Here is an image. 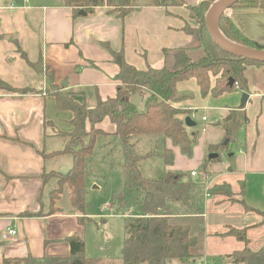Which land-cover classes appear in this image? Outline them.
Returning <instances> with one entry per match:
<instances>
[{
    "label": "crops",
    "instance_id": "0c3cea01",
    "mask_svg": "<svg viewBox=\"0 0 264 264\" xmlns=\"http://www.w3.org/2000/svg\"><path fill=\"white\" fill-rule=\"evenodd\" d=\"M183 1L195 4L199 0ZM137 3L142 5L133 7L120 17L108 11L106 6H96L93 12L80 14L65 5L63 0L51 3L44 0H0V79L11 87L31 88L27 92H11L0 88V264L5 257H23L28 254L41 257L44 254L61 255V252L67 254L65 243L60 252L51 244L54 240L64 239L79 231L80 224L74 214L57 213L58 217H29L22 214L33 206V199L39 189L40 183L33 175L46 171L45 167L51 158H41L20 140L34 143L38 149L51 152L62 148V135L72 128V112L58 109L54 97L46 93L45 88L49 84L47 72L52 74L54 83L62 87L63 91L72 92L76 100L84 101L87 107H94L99 101L116 95L119 62L114 53H121L124 61L137 69H145L147 65L173 68L175 53H186L189 60H192L187 52L193 37L183 30L189 11L186 4L156 6L150 5L148 0ZM226 15L243 35L264 42V10L230 9ZM250 86L247 92L249 97L243 107L235 94L231 105L213 109L219 121L216 125L220 127L217 139L214 142L203 140L196 147L195 156L198 159L199 155V160L194 162L195 167H201L205 155L214 152L209 151L210 147L224 140L221 118L232 108L242 109L247 116V123L239 129L235 138L226 142L236 143L238 166H235V170L229 168L221 171V168H215V163H206L207 171L204 175L209 177L205 181L207 188L227 182L233 192L245 193L246 203L249 202L246 191L253 183L251 178L256 176L257 180L264 179V91L258 86L252 89ZM188 88L203 97L195 79L190 78L177 84V90L190 97L179 105L195 111V105L192 107L194 95L187 93L191 92ZM237 92L239 95L243 91ZM141 96L144 99L147 97L143 89L135 92L130 99L137 106L144 100ZM95 127L109 134L114 131L108 118L96 123ZM241 130H244L242 136L239 133ZM165 146L171 151L175 149L177 156L186 155L170 140H165ZM52 165L48 164L51 168ZM186 166L191 167L192 162H187ZM186 166L176 170L171 164L166 168L175 172L195 171ZM195 177L197 173L191 178ZM7 181L13 184L5 188ZM241 184L244 185L242 191ZM4 197L11 201L4 202ZM210 205L215 207L207 200V206ZM226 210L204 209L200 215H177L174 216V222L185 223L180 219L205 217L208 236L205 245L211 242L220 244L223 238L231 236H217L215 233L222 231H218L217 227H209L212 218ZM258 211L264 214V209ZM251 225L255 226L247 229V237L252 244L253 239L262 232L264 223L262 219H257ZM9 226L15 227L17 234L4 239L2 233ZM261 239L258 240L263 243ZM195 247L193 253L196 258L190 264H231L220 259L222 254ZM242 247L240 243L234 250Z\"/></svg>",
    "mask_w": 264,
    "mask_h": 264
},
{
    "label": "trees",
    "instance_id": "16d2710c",
    "mask_svg": "<svg viewBox=\"0 0 264 264\" xmlns=\"http://www.w3.org/2000/svg\"><path fill=\"white\" fill-rule=\"evenodd\" d=\"M214 1L216 0H199L195 4H187L183 0H148L150 5L156 6L186 4L195 26L185 24L183 30L195 38L206 53L195 61H190L186 53H175L173 68L147 65L145 69H137L125 62L121 53H114L115 58L119 59L116 95L99 101L94 107H87L84 101L76 100L72 92L63 91L62 87L54 83L52 74L47 72L48 85L54 88L49 95L54 97L58 109L72 112V128L62 135V148L51 152L38 149L34 143L20 140L43 159L62 154L71 156V167L65 172L52 169L33 175L40 183L36 203L49 209L48 214L57 212L70 215L77 212L80 215L78 223L81 225L87 206V180L94 173V168L88 164L89 159L98 138L113 135L121 150L117 166L123 177L122 189L113 196V205L122 210L124 216V236L119 256L122 264H168L171 261L190 264L196 258L193 249L197 245V237L188 224L174 222V216L202 214L204 209L201 196L209 187H205L200 180H192L183 172L167 169L173 159L170 149H163L160 159L165 167L154 175L145 176L139 167V162L153 154L152 150L142 152L139 149L138 143L142 138L157 137L155 146L163 145L164 140L168 139L183 154L190 153L194 138L187 134L184 118L190 115L191 109L179 105L190 97L179 92L177 84L193 78L201 96H218L234 86L240 91L248 92L250 80L247 68L251 65L260 67L264 76V61L230 55L211 40L204 15ZM63 3L75 13L83 11L85 14L93 12L96 6H106L108 11L120 17L134 7L133 0H63ZM242 3L245 5L237 6ZM230 9L264 10V0H240L228 10ZM226 14H222L217 22L224 37L248 48L264 50V42L254 41L243 35ZM21 55L24 56L23 53ZM211 77H214V83L211 82ZM229 79H233L232 86L228 85ZM0 88L11 92L31 90L30 87H11L1 79ZM139 89L147 93L142 108L137 107L130 99ZM104 118H108L113 124L112 134L95 127ZM246 123L247 116L242 109H230L221 118L224 139L235 138ZM215 147L218 145L210 148ZM206 163L205 159L203 173L207 171ZM243 189L244 185L241 184V191ZM208 190L209 195L227 196L230 186L228 183L214 184ZM62 203L68 204L69 208L64 210ZM160 210L162 213H159ZM22 214L29 217L45 216L41 211H23ZM246 231V228L228 226L226 231L215 233L217 236H231L243 244L241 249L220 256V259L224 257L231 264H264V242L258 249H251ZM64 242L68 247L67 256L44 254L33 257L28 254L23 257H5L2 264L99 263V258L85 256V242L78 232L65 236Z\"/></svg>",
    "mask_w": 264,
    "mask_h": 264
},
{
    "label": "rangeland",
    "instance_id": "374dc122",
    "mask_svg": "<svg viewBox=\"0 0 264 264\" xmlns=\"http://www.w3.org/2000/svg\"><path fill=\"white\" fill-rule=\"evenodd\" d=\"M59 0H44L46 3L51 2H57ZM132 1V0H131ZM137 1H143V0H133L134 2V8L136 6L142 5V3H137ZM245 5L238 4L237 6ZM235 6V7H237ZM190 11H188L187 15V21L185 24L189 26H195V21L190 17ZM227 13V12H225ZM206 14V13H205ZM205 20V15H204ZM190 50L187 52L190 57L191 61L197 60L199 57L204 56V48L200 45V43L197 42L195 38H193V43H191ZM247 75L250 80V88L254 86H258L260 90L264 91V76L261 72L260 67H254L249 66L247 68ZM214 81V77H211V82ZM214 83V82H213ZM190 91L191 88H188ZM34 89H32L33 91ZM46 93H52L54 88H51L49 85L45 88ZM140 90V89H139ZM239 89L237 86H234L224 95L221 96H208V97H200L197 93L187 92L188 94H193L194 98H192V107L195 108V111H191L190 116H192V120L195 122L194 126L188 127L184 124L185 130L189 137L194 138V142H192L191 150L189 154H186L185 156H177V153L172 150V165L175 167L176 170H180V168H185L186 163L191 161L192 166L186 168L194 169L197 173V177L191 178L190 173L183 172L189 176L192 180H200L202 181V184L206 187L205 179H204V173L201 167H195L194 162L199 160L197 156H195V152L197 151V148L203 140L214 142L217 139L218 136V127L216 125L218 121L217 116L214 114L213 109L222 105H231L230 103L233 98L236 97L239 98L241 94L238 95ZM197 96V97H196ZM141 99H144V96H141ZM236 98V99H237ZM145 99L140 103V105H137L138 107L144 106ZM206 103V104H205ZM207 107H204V105ZM191 107V108H192ZM193 114V115H192ZM205 117V121L202 120V117ZM240 136L243 135L244 130L240 131ZM193 134H195L193 136ZM157 137L153 138H142L139 140L138 147L142 152H147L149 150H152L153 154L145 159L139 162V167L141 169L142 174L145 176H152L154 175L158 170H160L162 167H165L162 164L161 161V155L164 151L163 149H169L165 146V140L162 143L163 145H154V141H156ZM154 139V140H152ZM168 140V139H166ZM227 138L222 140V143L224 144L222 146V143L219 142L217 145L218 149H211V151L217 152L218 159L214 158L209 159V154L207 153L204 157L207 160V163L210 165L211 163H215V168H221L222 170H227L229 168H233L235 170V166H238V156L236 151V143L233 141H228L226 143ZM159 143V142H158ZM157 144V142H156ZM99 145V146H97ZM97 145H95V148L92 152V155L89 159V166L91 168H94V173L88 178L87 180V186H86V193H85V201H86V209H85V219L83 221V224L79 225V235L83 238L85 242V256L87 257H96L99 258L100 261L98 264H122L119 256H120V250L122 247L123 242V225H124V216L122 215V210L116 209V207L113 205V196L116 192L120 191L123 187V177L121 169L117 166L119 160H120V148L115 141L113 135L107 136V137H100L97 140ZM194 148V149H193ZM196 148V149H195ZM236 155H235V154ZM234 154V155H230ZM180 157V158H179ZM49 162H47L46 165V171L49 170H59L62 172H65L68 168L71 167L72 164V158L68 154H64L63 156H55V157H48ZM45 161V160H44ZM52 163L53 167H49L48 164ZM185 165V166H184ZM209 170V169H208ZM179 172V171H178ZM256 176H253L251 178L252 182L250 187L247 189L246 194H248L247 199L248 203L250 201V205L246 203L245 201V193L242 192H233L232 188L230 186V192L227 196L224 195H208L205 196V193H208V189H205L204 195L201 196V203L203 204V209H228L226 212L221 213L220 215L217 214L214 218H212V225L209 228L217 227L218 231H226L228 226L233 227H241L248 228L253 227L255 225H251L254 223L257 219H262L264 223V214L263 212L259 214L258 209H264V179L259 178L260 180H257ZM39 181V180H38ZM211 181V180H210ZM227 183V182H222ZM13 183L12 181L5 182V188L7 186H11ZM37 193L35 195V199H33V206L27 210L33 213H38L41 211L43 215L49 216L53 215L58 217L57 212L53 214H48L49 209H47L45 206L43 207L42 204L36 203L37 201ZM207 200L210 201L211 204H214V206L208 207L207 206ZM4 202H10L7 197L3 198ZM43 201V197H42ZM254 203V204H253ZM66 210L69 208L68 204H61ZM26 211V210H25ZM233 211V212H232ZM234 211H238L237 213H234ZM239 211L243 212L244 214L240 213ZM259 215H258V214ZM63 214V213H62ZM237 214L245 215L240 216ZM74 215L80 216L77 212H75ZM53 219V218H52ZM180 221L185 222L188 224L191 228V232L194 233V235L197 237V245L195 249L199 248H206L210 252H217L219 254H222L221 256L230 253V250H234L240 246L239 241H237L233 237H226L223 238V240L220 242V244H214L209 243V245H205L207 242V234H206V219L205 217H199V218H189V219H180ZM228 223V224H226ZM224 224H226L224 226ZM244 225V226H243ZM208 228V229H209ZM261 231L259 232L256 239H253L252 244L249 243L250 247L254 248L255 250L259 248V246L263 243L261 241L259 242L258 239L262 238V242H264V226L261 227ZM260 231V229L258 230ZM247 233V231H246ZM49 243V242H48ZM51 243V242H50ZM64 239L54 240L51 244L53 248H57L59 250L62 247L65 246ZM205 245V246H204ZM229 251V252H228ZM61 255L57 256H67L66 253L61 252ZM49 255V254H48ZM55 255L56 254H51ZM222 259H225L224 257ZM63 264H68L66 262H63Z\"/></svg>",
    "mask_w": 264,
    "mask_h": 264
},
{
    "label": "water",
    "instance_id": "95a60500",
    "mask_svg": "<svg viewBox=\"0 0 264 264\" xmlns=\"http://www.w3.org/2000/svg\"><path fill=\"white\" fill-rule=\"evenodd\" d=\"M240 0H216L214 1L205 14V26L207 32L213 41V43L222 51L238 56L241 58L255 60V61H264V50L252 49L239 44H233L227 42L224 36L218 29L217 22L219 17L225 13L233 4L237 3ZM80 14H85L83 11L79 12ZM119 62V59H117ZM63 84H66V81H63ZM233 79L228 80V85L232 86ZM249 94L247 92H242L240 98V106L243 107L246 103ZM184 124L188 127L194 126L195 122L192 120L191 116L188 115L184 118ZM227 142V140H226ZM231 155V154H230ZM217 157V153L212 152L209 154V159H214ZM162 213V210L159 211Z\"/></svg>",
    "mask_w": 264,
    "mask_h": 264
},
{
    "label": "built area",
    "instance_id": "2783aa9c",
    "mask_svg": "<svg viewBox=\"0 0 264 264\" xmlns=\"http://www.w3.org/2000/svg\"><path fill=\"white\" fill-rule=\"evenodd\" d=\"M204 119V118H203ZM196 175V172L195 171H191L190 172V176L193 177ZM209 178V177H208ZM208 178H207V175H204V179L205 181H208ZM209 194L208 193H205V196H208ZM17 234V231L15 229V227L13 226H9L7 227L3 233H2V237L5 239L7 237H11V236H15ZM204 264H208V263H204Z\"/></svg>",
    "mask_w": 264,
    "mask_h": 264
},
{
    "label": "bare ground",
    "instance_id": "6f19581e",
    "mask_svg": "<svg viewBox=\"0 0 264 264\" xmlns=\"http://www.w3.org/2000/svg\"><path fill=\"white\" fill-rule=\"evenodd\" d=\"M224 38H225V40H227V42H229V43L237 44V43L231 41L230 39H228V38H226V37H224Z\"/></svg>",
    "mask_w": 264,
    "mask_h": 264
}]
</instances>
